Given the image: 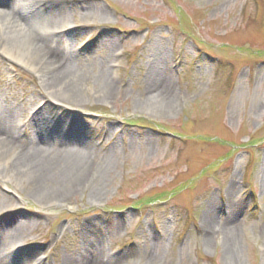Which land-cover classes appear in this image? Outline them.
<instances>
[{"label": "rangeland", "instance_id": "obj_1", "mask_svg": "<svg viewBox=\"0 0 264 264\" xmlns=\"http://www.w3.org/2000/svg\"><path fill=\"white\" fill-rule=\"evenodd\" d=\"M58 3L67 16L55 28L77 30L63 43L89 78L80 98L51 101L38 73L5 59L0 83L24 99L22 122L45 106L53 127H82L111 164L56 201L20 172L0 175L10 200L0 229L20 227L2 263L264 264V0ZM86 7L93 16L82 18ZM158 67L169 99L145 92ZM101 72L115 85L109 98Z\"/></svg>", "mask_w": 264, "mask_h": 264}, {"label": "bare ground", "instance_id": "obj_2", "mask_svg": "<svg viewBox=\"0 0 264 264\" xmlns=\"http://www.w3.org/2000/svg\"><path fill=\"white\" fill-rule=\"evenodd\" d=\"M59 1L0 0V59L38 73L42 90L51 101L59 102L56 94H65L75 101L82 94V84L87 83L89 78L75 52L64 47L65 40L76 38L77 30L66 25L55 28L67 16ZM89 10L85 8L82 18L93 16ZM98 40L99 36H96L99 45L107 42L106 39ZM165 72L159 67L151 71L145 82L146 93L165 99L174 94L172 79ZM101 75L104 79L103 95L109 98L115 91V85L109 74L104 76L101 72ZM16 95L15 89L12 92L10 86L5 89V84L0 83V175L5 183L12 181L15 173L20 172L17 175L30 180L35 195L53 196L51 201H56L68 198L78 186L93 178L100 179L106 173L111 158L104 155L101 161L97 153L86 147L89 141L85 137V129L79 126L80 134L75 131V128L79 130L78 125L73 129L62 119L51 118L55 124L53 127L44 117L48 110L45 106L31 112L29 121L24 123L18 117L21 108L17 110L19 105L25 106L22 103L24 99ZM31 96L33 98L35 94ZM38 104V101L31 104L28 110L32 111ZM104 129L106 138L111 139L109 126ZM96 161H101L98 166ZM9 202L8 198L1 197L0 210L9 207ZM25 224L22 222L20 225ZM6 225L0 229V252L10 246V240L20 228L15 226L8 230ZM208 232L210 229H206V234ZM94 259H78L77 264H102L101 258ZM0 264H3L1 258Z\"/></svg>", "mask_w": 264, "mask_h": 264}]
</instances>
